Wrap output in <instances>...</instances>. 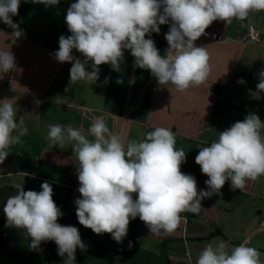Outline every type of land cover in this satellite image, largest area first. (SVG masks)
<instances>
[{
    "label": "crops",
    "instance_id": "1",
    "mask_svg": "<svg viewBox=\"0 0 264 264\" xmlns=\"http://www.w3.org/2000/svg\"><path fill=\"white\" fill-rule=\"evenodd\" d=\"M74 2L60 0L55 6L46 7L21 0L18 15L12 17L23 30L19 39L11 35L12 28L0 21V51L9 50L16 64L15 70L0 72V100L10 99L17 110V122L24 115L28 128V134L20 144L10 147L9 155L0 164V192L16 189V185H23L25 191L39 192L41 184L48 182L53 188V200L63 213L57 222L77 227L86 246L84 250L77 248L75 264H164L166 255L159 246L166 240L170 264L185 260L186 251L196 264L206 244L215 246L220 243L215 242L217 239H224L229 251L245 239H249L250 247L262 249L263 243L256 241L254 235L264 221L256 224V217L250 213L233 215L238 209L253 207L250 204L254 200H264L260 192L253 190L264 176L247 181L242 191L233 190L231 181H226L219 194L201 201L199 214L181 213V222L172 234L155 235L139 217L130 220L127 236L117 243L110 234L97 235L79 224L75 201L82 197L76 157L70 146L50 148L44 137L50 124H72L92 139L89 129L99 116L125 145L129 140L143 139L145 133L157 127L168 128L175 133L176 148L186 152L181 171L194 176L198 191H208V177L195 163L199 146L218 139L219 132L250 113L264 122V93L257 100L249 92L256 91L259 72L264 69V11L251 13L243 22L214 21L205 31H214L222 38L212 40L204 34L195 41V46L207 48L210 66L207 80L198 87L179 92L172 85H159L149 70L135 66V58L130 50H125L119 71L102 64L96 83L81 81L65 92L72 64L58 62L55 52L60 36L71 35L65 17ZM249 26L259 32L260 43L250 40ZM169 28L170 23L160 25L159 34L152 32L145 37L154 40L162 56L168 49L165 34ZM72 55L83 59L75 49ZM87 70L91 71L90 65ZM240 79L244 83H238ZM214 86H221L222 91L215 93ZM223 215L227 230L221 226ZM0 228L9 230L6 245L0 250V264H63L66 257L58 255L54 241L41 242L32 249L30 238L19 229L6 226L2 215ZM217 231L220 235H213Z\"/></svg>",
    "mask_w": 264,
    "mask_h": 264
},
{
    "label": "clouds",
    "instance_id": "2",
    "mask_svg": "<svg viewBox=\"0 0 264 264\" xmlns=\"http://www.w3.org/2000/svg\"><path fill=\"white\" fill-rule=\"evenodd\" d=\"M20 2L0 0V21L13 29L15 39L23 35L12 19L18 15ZM24 2L48 7L60 0ZM260 11H264V0H76L65 17L71 35L60 36L55 52L58 62L72 64L65 92L81 81L96 83L102 64L119 71L125 50H130L135 66L149 70L159 85H172L179 92L198 87L207 80L210 66L207 48L195 46V41L214 21L243 22L251 13ZM169 23L165 34L168 49L162 56L154 40L145 37L152 32L159 34L160 25ZM74 49L83 59L72 55ZM89 65L91 71L87 70ZM15 68L14 55L9 50L0 51V72ZM238 83H244L243 79ZM249 92L252 98L261 99L264 69L259 72L256 91ZM16 117L11 100H0V164L9 155L10 147L20 144L28 134L24 115L18 122ZM262 130L264 122L250 113L219 132L218 139L199 146L195 163L208 177V191H198L194 176L181 171L186 152L176 148L175 133L168 128L157 127L145 133L143 139L129 140L125 145L99 116L89 129L92 139L72 124L48 125L44 139L50 148L70 146L76 157L82 197L75 201L79 224L97 235L108 233L119 243L127 236L130 220L139 217L152 234H172L181 222V213L199 214L201 201L219 194L226 181H231L233 190L242 191L247 181L264 176ZM41 189L25 191L23 185H16L15 194L3 207L6 226L21 230L30 238L32 249L41 242L54 241L58 255L66 257L63 264H75L77 248L86 247L79 230L57 222L63 213L53 200V188L44 182ZM227 248L224 241L215 247L206 244L196 264H261V253L255 247L241 243L230 252Z\"/></svg>",
    "mask_w": 264,
    "mask_h": 264
},
{
    "label": "rangeland",
    "instance_id": "3",
    "mask_svg": "<svg viewBox=\"0 0 264 264\" xmlns=\"http://www.w3.org/2000/svg\"><path fill=\"white\" fill-rule=\"evenodd\" d=\"M253 190H257L258 192H260L264 196V180H261L260 183H257ZM250 205H253V207L238 209L234 213L233 217H235V216L237 217V216H241V215L244 216L245 214L250 213V214L253 215V217H256V221H257L256 224H259L261 221H264V200H262V201L254 200ZM256 208H258L257 210L261 211V213L257 214L256 213V211H257ZM225 219H226V215H223L221 220H220V222L222 223L221 226H223L224 229L227 230V228H225V227L228 226V225L225 222ZM259 227H260V230L259 231L257 230L258 232L254 235V239L256 241H260V242L263 243V248L262 249L261 248H256V249H258L260 251V253H261V256H260L261 264H264V225L263 224L261 226L259 225ZM220 240L222 241V239H217V241H215V242L216 243L221 242ZM223 241H224V239H223ZM227 251H229L228 248H227Z\"/></svg>",
    "mask_w": 264,
    "mask_h": 264
},
{
    "label": "trees",
    "instance_id": "4",
    "mask_svg": "<svg viewBox=\"0 0 264 264\" xmlns=\"http://www.w3.org/2000/svg\"><path fill=\"white\" fill-rule=\"evenodd\" d=\"M213 91L215 93L219 94L222 91V87L221 86H214ZM217 111H218V109L216 108V112ZM15 192H16L15 188H8V189L0 192V215L5 217V214L3 212L4 204L6 203L7 199L10 196L15 194ZM8 234H9L8 229L0 228V250L4 249L6 242H7ZM213 235H220V231L213 233ZM168 242H169V240H166L159 246V249L161 250V252L164 255H166V260H165L164 264H170V261L167 258V255H168L167 244H168Z\"/></svg>",
    "mask_w": 264,
    "mask_h": 264
},
{
    "label": "built area",
    "instance_id": "5",
    "mask_svg": "<svg viewBox=\"0 0 264 264\" xmlns=\"http://www.w3.org/2000/svg\"><path fill=\"white\" fill-rule=\"evenodd\" d=\"M205 35H206L207 38H210L212 40H220L222 38L218 33L214 32V31H211V30L205 31ZM249 38L254 43H260L261 42V37H260L259 32L256 29H254L252 26H249ZM259 230L260 229H258V231ZM241 243H244L247 246H249V239L243 240L237 246H239ZM184 255L187 258L185 260L178 261L176 264H194L192 259H191V255H190V253L188 251H186L184 253Z\"/></svg>",
    "mask_w": 264,
    "mask_h": 264
}]
</instances>
